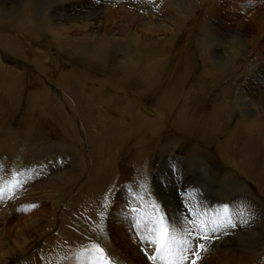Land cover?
<instances>
[{"label":"rangeland","instance_id":"rangeland-1","mask_svg":"<svg viewBox=\"0 0 264 264\" xmlns=\"http://www.w3.org/2000/svg\"><path fill=\"white\" fill-rule=\"evenodd\" d=\"M40 1L36 5L35 0H19L18 7L8 12V18L4 16L0 20V61L3 54H8L11 67L8 72L15 74L6 78L0 73V188L3 189L0 195V264H18L30 255L36 256V264H92L89 253L96 244L105 249L112 264H130V257L134 258L128 254L131 249L142 256L143 264H151L141 251L144 244L139 241L134 224L141 212L151 211L152 202L158 203L168 222L172 220L178 227L187 224L186 217L192 218L189 210L193 207L212 217L222 214L227 205L236 227L217 234L229 233L237 240L238 233L251 230L254 236L247 246L250 250L252 243L262 241L259 240L264 238L261 212L251 208L248 201L244 205L234 199L238 193L236 189L246 184L247 177L243 176L233 156L227 159L222 154L226 151L225 135L228 130L235 129L240 116L235 109L232 113L236 119L227 116L231 98L236 110L242 102V98L235 100V89L240 87V92L246 84L256 85L255 78L259 77L264 85V54L257 45L261 38H254L251 44L240 42L237 47L239 39L234 31L242 26L245 31L240 32L241 37L249 38L247 18L252 12L256 18L261 15L259 7L264 0L258 1L260 5L255 7H249L247 0H237L236 5L242 6L240 9L231 6L235 0ZM245 3L249 6L244 7ZM33 16L45 18L37 21L41 27L38 31L33 26ZM225 19L229 29L221 30ZM18 20L24 21L25 29L17 27ZM47 20L54 24L51 29L47 28ZM166 27L173 28L174 32L167 34L162 29ZM58 28L70 44L54 34ZM262 34L264 37V32ZM3 35L12 39L4 40ZM38 47L51 56L36 58L33 49ZM98 51L106 58L98 60L95 57ZM130 55L138 60L137 67L129 64ZM90 61L95 63L93 70L83 72L86 66L91 68ZM42 62L41 67L37 65ZM21 63L27 67L22 69ZM117 69L123 71V81L128 80L140 89L142 99L149 103L158 96L167 100L162 102L167 104L174 93H181L178 95L181 99L191 89L180 115L178 112L172 114L174 130L162 132L157 128L159 134L163 133L158 137L139 134L143 126L135 127L138 117H135L134 101L112 76ZM22 72V79L17 78V73ZM68 75L78 79L86 77L84 86L78 88L77 84L79 105L88 106L92 114L83 113L86 117L82 118V123L76 112H79L78 106L61 87ZM106 76V86H102ZM55 89L62 100L53 94ZM35 91L41 92L37 100L30 95ZM254 94L255 107L264 112V92L255 91ZM130 108L134 110L129 112ZM107 123L119 125L121 146L115 150L112 145L102 153L100 149L97 156L92 148L93 141L84 136L79 138L76 133L83 131L94 139L105 133ZM188 129L195 136L207 132L212 144H201L198 150H193L190 144L174 147L175 138L191 142ZM137 135L142 136L138 138ZM252 136L246 137L259 147L256 135ZM262 137L264 123L259 140ZM262 141L264 143V139ZM137 145L142 148L136 149ZM256 147L246 155L252 160L259 159L255 163L259 174L264 171V151L261 146L262 150ZM149 149L154 151L149 153ZM76 150H80L83 158L75 157ZM91 150L93 154H89ZM131 151L139 152V156L132 155ZM241 158L244 161V156ZM78 160H81L80 165ZM96 161L101 164L98 174L93 176ZM136 161L143 164L141 168ZM64 174H68L67 180ZM58 175L59 180H55ZM255 177L251 175V179ZM100 178L102 182L98 186ZM80 190L85 196L78 205L73 198ZM88 195L90 201L97 199V207L92 201L93 207L88 205ZM138 195L142 199H137ZM241 195L264 210V199L256 198L250 190L249 195ZM137 205L141 207L139 211L131 213L130 209ZM115 210L121 211V215L113 222ZM50 238H57L60 243L50 247ZM213 243L214 237L207 245L205 253L209 254L202 253L198 264L228 263V260L224 263L212 258L209 246ZM236 243L233 248L237 253H249L250 250L245 251L238 245L240 242ZM261 250L257 262L237 260L232 264H264V249ZM148 251L152 254L151 249Z\"/></svg>","mask_w":264,"mask_h":264},{"label":"bare ground","instance_id":"bare-ground-1","mask_svg":"<svg viewBox=\"0 0 264 264\" xmlns=\"http://www.w3.org/2000/svg\"><path fill=\"white\" fill-rule=\"evenodd\" d=\"M29 1V0H28ZM40 0H35V3L37 5V3L39 2ZM46 1V0H45ZM48 1V0H47ZM46 1V2H47ZM157 1H160V0H157ZM155 1V2H157ZM246 0H244L245 2ZM260 0H247V4H249L248 6L249 7H255L257 5H260V3L258 2ZM19 0H0V20L2 18H4L5 16V19L8 18L7 15H8V12L11 11L12 9H16L19 5ZM41 2V1H40ZM43 2V1H42ZM51 2V1H50ZM162 2V1H161ZM234 2H236L235 4H232L231 6H235L236 8L239 7H242V6H238L236 5L238 2L237 0H235ZM60 3V2H59ZM242 3V2H241ZM244 5V7H248L247 5ZM50 4V3H49ZM58 4V2H57ZM41 5H45V4H42ZM56 5V4H55ZM63 5V4H62ZM238 6V7H237ZM43 7V6H42ZM162 9V8H161ZM243 9V8H242ZM245 9V8H244ZM258 9V8H257ZM221 10V9H220ZM237 10V9H236ZM246 10V9H245ZM249 10V8H248ZM259 10H261V15L256 18L255 14L252 12L250 14V16H248L247 18V28L250 29V35H248L249 38H251L250 40H248L249 38L247 37H241L242 33L240 32H243L245 31L242 30L243 27L242 26H239L238 29H235V34L236 36H238V46L239 47V43L240 42H246V44L253 42L255 40H253L254 38H261V40L257 41V45H260L259 46V51L264 54V37H263V32H264V3H262V6L259 7ZM217 11V10H216ZM41 13V11H38V13ZM12 14V13H11ZM77 14V13H76ZM160 14V13H159ZM211 14V13H210ZM213 14V13H212ZM263 14V15H262ZM31 15V14H30ZM40 15V14H39ZM41 15H44L43 13ZM47 15V14H45ZM44 15V16H45ZM83 15V14H82ZM12 16V15H11ZM73 16V15H71ZM76 16V15H75ZM77 16H79L77 14ZM134 16V15H133ZM247 16V15H246ZM30 18V17H29ZM41 19H45L43 16L41 18L37 17V16H33L32 17V21H33V26H35L34 28H36V30L38 31L39 28H41L40 26H38V23L37 21L38 20H41ZM50 19H54L53 17V12L50 13ZM159 19V18H158ZM15 20V17H13V21ZM51 20V21H52ZM157 20V19H156ZM50 20H47V23H48V26L47 28H49L50 26V29H51V26H53L54 24L51 23ZM78 22V21H77ZM226 22V23H224ZM222 22V25H223V28H221V30H224V29H229V23H228V20L225 19V21ZM244 22V20H243ZM16 23L18 24L17 27H19V29H25L23 25L24 21L23 20H18L16 21ZM147 23V22H146ZM145 23V24H146ZM174 24H176V21L174 20L173 21ZM245 23V22H244ZM150 24V22H149ZM152 24V23H151ZM57 25H62V24H57ZM154 25V24H153ZM243 25V23H242ZM71 26V25H70ZM155 26V25H154ZM244 26V25H243ZM149 27V26H148ZM147 27V28H148ZM150 28V27H149ZM152 28V27H151ZM164 29L165 31H167V34L168 33H173L174 30L173 28L171 27H166V28H162ZM217 29V28H216ZM242 30V31H241ZM147 31V30H146ZM149 31V30H148ZM67 32V31H65ZM69 32V31H68ZM150 32V31H149ZM142 33V32H141ZM234 33V32H233ZM56 36H58L59 38H62L61 40H65L67 41L68 39L65 38V36H63V34L59 31V28L55 30V33H54ZM154 34V32H153ZM162 34H165V32H162ZM165 34V35H167ZM234 34V35H235ZM73 35V34H72ZM138 35V34H137ZM36 37V35H34ZM4 35L2 36V39H12L11 36H7V37H4ZM75 37V36H74ZM77 37V36H76ZM160 37V36H158ZM253 37V38H252ZM69 38V37H68ZM81 38V37H80ZM114 38V37H113ZM20 39V38H18ZM74 39V38H73ZM145 39H147V37H145ZM76 40V39H75ZM80 40V39H79ZM81 40H83L81 38ZM80 40V41H81ZM99 40V39H98ZM114 40H116V38H114ZM78 41V40H77ZM86 41V40H85ZM237 42V41H236ZM62 43V42H61ZM67 44H70L69 41L66 42ZM101 43V42H100ZM64 45V44H63ZM66 45V44H65ZM68 46V45H67ZM107 46V45H106ZM108 47V46H107ZM35 51V57L38 58L40 55H43L44 57H48V56H51L50 53L48 51H45L44 49H41V48H34L33 49ZM88 50V49H87ZM86 51V50H85ZM90 53V52H89ZM96 53V52H95ZM106 53V52H105ZM47 55V56H46ZM9 55L5 53V55L3 54L2 55V61H0V73L3 74L4 76L3 77H6V78H11V74H13V71L12 73L10 74L8 71L11 67H9V63H10V60H9ZM102 56V57H101ZM133 55H130V57L128 58V62L129 64L131 65H134L135 67H137L138 65V60L137 59H134L132 58ZM98 60L101 59V58H106V55H103V52L101 51H98V54H96L95 56ZM90 66L91 68H87V66L85 67V70L83 72H85L86 70H89V69H92L94 68L93 64H95L94 62L90 61ZM22 64V69H25L27 66L23 63ZM43 62L42 63H38L37 65L38 66H42ZM41 69V68H40ZM11 70V69H10ZM22 71V70H21ZM6 74H4V73ZM16 72V71H15ZM18 72V71H17ZM26 72V70H25ZM89 72V71H88ZM129 72V71H128ZM106 73V72H105ZM136 73V72H135ZM9 74V75H8ZM17 78L20 77V79H22L23 77V72L22 73H17ZM15 75V74H13ZM106 75V74H105ZM256 75V74H255ZM113 78L114 80L119 83L122 87L121 89L124 91V93H126L127 95H129L130 97H132L133 101H134V109H135V117L137 116L138 119L135 121V127L136 128H139L140 127L143 128L141 129V131L139 132V134H147V133H150L151 137H158L160 136L161 134H163L162 132H165V131H171V130H174L172 125H171V118L174 117V115L172 116V114L174 112H178V114L180 115L181 111L184 109L185 107V104H186V100L189 96V94L191 93V89L187 90L186 94L184 93V97H182L180 99L181 96H178V95H181V93L177 94L174 93L173 94V97L168 100L169 103L167 104H164L162 103L163 101H167V100H162L160 97L158 96H155L153 100L154 102H147V101H144L142 99V95H141V90L139 91L138 88L133 85L132 83H130L128 80L127 81H123L124 79V76H123V71H121L120 69H117V70H114V73H113ZM258 75H256L257 77ZM83 77V76H82ZM80 77L79 79L76 78V77H72L70 75H68L66 78H65V84H62L61 87L63 88L64 91H67L68 95L74 100V104H76V106H78L77 108L79 109V113L78 111L77 114L80 115L81 119H79L80 123L82 118H85L86 116L85 115H89V114H92V110L87 106L86 108L83 107H80L79 105V101L81 100L78 96V89H77V84H78V88L81 87V85L83 84L84 86V82H85V79L86 77ZM105 77V76H104ZM109 77V76H108ZM134 77V75L132 76ZM131 77V78H132ZM82 78V79H81ZM104 79V78H103ZM149 79V78H148ZM254 79V78H253ZM75 80V81H73ZM107 76H106V79L105 80H102L101 84L102 86H106V81H107ZM262 78L259 77L258 79L255 78V82L258 84L256 85H249V84H246L244 85V87L242 88V90L240 92H238V90H240V87L239 89H235L234 91V94H236V99L237 100L238 98H240V101H241V98H242V102L237 105L238 107V110H236V105L234 104V101H233V98H231L230 100V104H229V111L227 113V116L229 117H234L233 116V111L235 109V111H238L239 112V115L238 118V122L236 123V127L235 129L233 130H228V134L225 135L226 137V143L224 144V147H225V153L222 154L225 158L229 159L228 157L230 156H233V160L237 162V166L240 167V169L242 170V174L243 176L247 177V182L246 184L243 185V187L239 188V189H236L238 191V193H236V203L240 202L239 204H246L247 201L249 203V205L251 206V208H254L255 211H259L261 212V215H262V219L264 218V210L259 208L261 207V205L257 204V203H254L252 201V199H250L249 197L245 196V195H241V193H244L246 195H249V190H250V193H253L255 194V197L258 198V199H264V171H259V174L258 172L256 171L257 169V166H255V163L257 161H259L258 158L255 157V159L252 160V158L248 157L249 156V153L253 151V149H255L256 147V144H254L251 140L252 139H248V137L246 136H250L251 138L254 137L252 135H256L257 139H256V143L259 145V147H256V148H261L263 149L264 151V143H263V139L264 137H262V139L259 140V137L261 135V131H262V128H263V123H264V112L263 110H259L260 107L256 108L255 107V103L253 101V98L256 97V93L254 94V92H264V85L261 83ZM22 82V80H21ZM254 83V82H253ZM263 85V86H262ZM68 87V88H67ZM101 88V87H100ZM58 89V88H57ZM55 89L53 90V94H55V97H59L61 100V95L59 93L60 89ZM262 89V90H261ZM36 93H31V97H34L36 99V96L38 94H40L41 92L40 91H35ZM146 93V92H145ZM52 95V94H50ZM176 95V96H175ZM264 96V95H263ZM177 97H179L177 99ZM251 98V99H250ZM151 99V98H150ZM245 99V101H243ZM250 99V100H249ZM261 99V98H260ZM259 99V100H260ZM37 100V99H36ZM157 100H161V103H158ZM249 100V103H245ZM152 101V100H151ZM179 102V103H178ZM260 102V101H259ZM132 103V102H131ZM178 103V105H177ZM259 104V103H258ZM133 105V104H132ZM57 106V105H56ZM116 106V105H115ZM43 107V106H42ZM53 108V107H52ZM68 108V107H67ZM69 109V108H68ZM127 109V107H126ZM133 108L129 109L128 111L130 112L131 110H134ZM54 110V109H53ZM77 110V109H76ZM71 111V110H70ZM52 112V111H51ZM263 112V113H262ZM85 113V115L83 114ZM262 113V115H261ZM261 115V116H260ZM72 116L75 117L76 115L74 113H72ZM130 116V115H129ZM56 117V116H55ZM235 118V117H234ZM237 118V117H236ZM235 118V119H236ZM58 119V118H57ZM60 121V119H58ZM89 120V118H88ZM84 121V120H83ZM61 122V121H60ZM67 123V122H66ZM107 128H106V131L105 133L102 135V136H99V137H93L87 134H85L83 131H80V132H77L76 134H79V138L81 137H88L89 139H91V141H93V144H92V148L93 150H95L97 152V156H98V151L101 149V153L102 152H105L104 150H107L109 148H112L113 146L112 145H115V147H113V149L117 150L119 146H121V138H120V141H119V125L116 124V123H107ZM133 124V125H134ZM67 126H69L68 124H66ZM79 125V128L81 129V126L80 124ZM82 125V124H81ZM75 126V125H74ZM74 128V127H73ZM72 128V129H73ZM133 128V127H132ZM157 128H160L161 129V134H159L158 131H156ZM212 130H213V127H211ZM83 129V128H82ZM85 129V127H84ZM131 129V128H130ZM74 131V130H72ZM135 131V130H134ZM190 130L188 129V134H189ZM176 135L177 133L174 132ZM86 135V136H85ZM142 135H137L138 138H140ZM135 136V137H137ZM121 137V136H120ZM137 138V139H138ZM188 138L192 139L191 142H189L188 140H183L182 138L181 139H177L175 138V140L173 141V146L174 147H183L184 145L186 144H190L191 148L193 150H198L197 148H199L198 146H201V144H212L211 141H210V137L208 138V135H207V132L201 134V136H195L194 134H192V132H190V134L188 135ZM196 138V139H194ZM198 138V139H197ZM78 141V139H76ZM81 141V140H80ZM134 141V140H133ZM138 141V140H137ZM79 142V141H78ZM126 142V140H125ZM124 142V143H125ZM136 142V141H135ZM186 142V143H185ZM238 142V143H237ZM89 143V142H88ZM127 143V142H126ZM125 143V144H126ZM139 145L136 146V149H138ZM139 148H142V147H139ZM260 148V149H261ZM134 149V150H136ZM256 149V150H258ZM261 149V150H262ZM93 150L90 151L89 154H93ZM133 150V151H134ZM47 151V150H46ZM80 150H76L75 151V157L77 159H81L83 158V155L81 153H79ZM131 151V154L132 155H138L139 152H133ZM154 150H151L149 149V153L152 152ZM45 154L47 152L43 151ZM43 152L41 151V153L43 154ZM40 153V152H39ZM107 153V152H106ZM257 153H260V151H258ZM44 154V155H45ZM248 154V156L246 155ZM254 154V153H253ZM251 154V155H253ZM141 155H145V153L141 152ZM40 156V155H39ZM139 156V155H138ZM241 156H244V161H242V158ZM37 157V156H36ZM49 157V156H48ZM47 158V157H45ZM254 158V157H253ZM40 159H43V158H40ZM249 159V160H248ZM248 160V161H247ZM256 160V161H255ZM80 161L81 160H78L77 162L79 163L80 165ZM104 162V161H103ZM137 162V166H139L141 168V164L139 161H136ZM235 162V163H236ZM92 163L94 164V162L92 161ZM101 164V161H96L95 162V172L92 173L93 176H96L95 174L98 172L97 168L99 167V165ZM135 164V162H134ZM133 164V165H134ZM189 164H191L189 162ZM82 165V164H81ZM136 165V164H135ZM143 165V164H142ZM97 166V167H96ZM261 167H259V170H260ZM262 169V168H261ZM247 171L249 174H247ZM98 174V173H97ZM252 177L256 176L254 179H251V175ZM91 175V176H92ZM249 175V176H247ZM68 174H64V179L67 180V177ZM91 177V179L94 177ZM59 178V175L58 176H55L54 179L57 180ZM63 179V181H64ZM97 179V178H96ZM59 180V179H58ZM255 180V181H254ZM91 182V181H90ZM101 178L100 180L97 181V185L99 186L101 184ZM38 183V182H37ZM62 183V182H61ZM89 183V182H88ZM92 183V182H91ZM60 185V184H59ZM57 187V186H56ZM94 187V186H93ZM53 189V188H52ZM212 187H209L208 190L211 191ZM77 196H75L73 198V200L75 199L76 203H78V205L81 204V199H83V196H85V193L80 190L78 193H76ZM96 194V193H95ZM87 197V196H86ZM86 197H84V199H86ZM88 205L90 204L91 208L93 207L92 205V202L95 203L96 207H97V199L95 201L93 200H89V195H88ZM255 201V200H254ZM83 204L85 201H82ZM205 205V204H204ZM140 207V205H137ZM216 206V205H215ZM258 206V207H257ZM141 208V207H140ZM144 208V207H143ZM142 208V209H143ZM36 209V208H35ZM141 209V210H142ZM205 209V208H204ZM209 209V208H208ZM95 210V209H94ZM147 210V209H146ZM142 213V212H141ZM120 215H121V211L119 210H115L114 212V221L115 222V219L118 220V218H120ZM258 215V214H257ZM35 219V218H34ZM39 219V218H38ZM177 221V220H175ZM170 222V221H169ZM263 222H264V219H263ZM37 223V222H35ZM171 225H174L172 223V220L170 222ZM37 226V225H36ZM115 226H118V225H115ZM176 226V225H175ZM188 226V224H185V226H181L180 228H183V227H186ZM259 226V225H257ZM261 226V225H260ZM262 228V227H261ZM257 229V228H256ZM121 230V229H120ZM263 230V229H262ZM234 231V230H233ZM118 232V231H117ZM116 232V233H117ZM121 232V231H120ZM257 232V231H256ZM260 232V231H259ZM115 233V232H114ZM119 233V232H118ZM117 233V234H118ZM258 233V232H257ZM20 236H23V233H19ZM120 235V234H119ZM253 233L251 230H246L244 231L243 233H238L237 234V240L236 238L229 234V233H226L224 235H214V243L212 244V246L210 248L211 250V254L213 255L212 258H215L216 260H218L219 262H224L225 261L227 262L228 260V263L229 264H232V261H237V260H243V261H247V263H250V262H257V257H258V254H259V250L263 251L264 249V238L263 237H260L259 240H262L258 243L257 242H254L252 243V249H248L247 246L249 244H251V241H250V238L252 237ZM121 236V235H120ZM246 237L245 240L243 237ZM254 236V235H253ZM124 238V237H123ZM128 239V238H127ZM120 240V239H119ZM258 240V239H257ZM50 241V247H54L55 245L59 244V240L57 238H50L48 240V242ZM124 241V239H123ZM126 242H129V241H126ZM236 242H240V245L241 247H243L244 249H246L245 251L247 250H250L248 254H243V253H237L235 251V249L233 248L234 246L237 245ZM125 243V242H124ZM244 243V244H243ZM132 244V243H131ZM140 244V243H139ZM128 245V244H127ZM133 245H136V244H133ZM132 245V246H133ZM49 246V245H48ZM137 247V245H136ZM143 247H146L145 245ZM141 248V247H140ZM148 250L151 249V246H147ZM233 248V249H232ZM46 249V248H45ZM53 249V248H52ZM124 249V248H123ZM135 247L133 246V251ZM132 250V249H131ZM130 250V253L129 256L133 255L134 258L130 257V264H143L145 263L143 260H140L142 256H138L136 255L135 253H133L132 251ZM137 250V249H136ZM124 251V250H123ZM244 251V252H245ZM139 253V252H138ZM37 254V253H36ZM126 254V253H125ZM135 254V255H134ZM209 253H205L204 256H207ZM29 255V254H28ZM140 255V254H139ZM26 257V256H25ZM35 257L34 255H30L28 257H26L25 259H21V261L18 263V264H36L35 262ZM127 258V257H126ZM125 259V258H124ZM144 259V258H143ZM227 263V264H228ZM236 263V262H235ZM238 264V263H237ZM259 264V263H258Z\"/></svg>","mask_w":264,"mask_h":264},{"label":"snow or ice","instance_id":"snow-or-ice-1","mask_svg":"<svg viewBox=\"0 0 264 264\" xmlns=\"http://www.w3.org/2000/svg\"><path fill=\"white\" fill-rule=\"evenodd\" d=\"M12 186L15 187L14 184ZM2 193L3 189L0 188V195ZM137 199L142 197L138 195ZM150 208V212H143L135 217L134 228L139 241L146 246L141 251L151 264H198L202 253L208 251V242L214 235L236 227L227 205L222 214L217 213L212 217L191 208L189 211L192 218H185L188 226L183 228L171 225L158 203L152 202ZM138 211L139 206L130 209L131 213ZM149 245L152 254H149ZM89 254L92 256V264H112L105 249L98 244L93 245Z\"/></svg>","mask_w":264,"mask_h":264}]
</instances>
